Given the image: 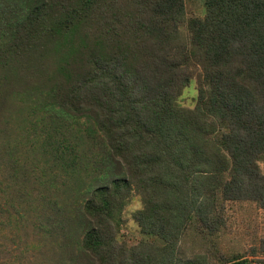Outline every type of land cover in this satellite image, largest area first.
I'll list each match as a JSON object with an SVG mask.
<instances>
[{"label": "trees", "instance_id": "trees-1", "mask_svg": "<svg viewBox=\"0 0 264 264\" xmlns=\"http://www.w3.org/2000/svg\"><path fill=\"white\" fill-rule=\"evenodd\" d=\"M201 1L0 0L1 237L35 211L85 264H264L219 246L264 209V0ZM133 194L154 241L118 239Z\"/></svg>", "mask_w": 264, "mask_h": 264}, {"label": "rangeland", "instance_id": "rangeland-1", "mask_svg": "<svg viewBox=\"0 0 264 264\" xmlns=\"http://www.w3.org/2000/svg\"><path fill=\"white\" fill-rule=\"evenodd\" d=\"M184 3L188 16H203L201 0H184ZM196 87V79L193 78L179 98L181 105H194ZM260 165L263 167L264 163ZM140 207V196L133 194L122 213L118 230L120 241L128 244L143 238L154 241L152 237L142 235L132 219V213ZM35 214V211L13 214V227L3 232L4 237L0 235V264H85L79 256L76 228L66 230L64 223L56 225L47 216L40 219ZM224 217L226 223L219 238L221 252L240 253L254 259L250 254L257 247L264 246V209L250 202H232L226 204ZM63 234L73 237L75 242H65ZM198 249V245L191 242L183 246V250L188 253Z\"/></svg>", "mask_w": 264, "mask_h": 264}]
</instances>
